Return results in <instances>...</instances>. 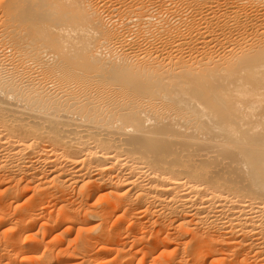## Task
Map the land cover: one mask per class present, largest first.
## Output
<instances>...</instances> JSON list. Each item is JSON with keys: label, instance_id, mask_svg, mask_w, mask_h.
Listing matches in <instances>:
<instances>
[{"label": "bare ground", "instance_id": "obj_1", "mask_svg": "<svg viewBox=\"0 0 264 264\" xmlns=\"http://www.w3.org/2000/svg\"><path fill=\"white\" fill-rule=\"evenodd\" d=\"M0 264H264V0H0Z\"/></svg>", "mask_w": 264, "mask_h": 264}]
</instances>
